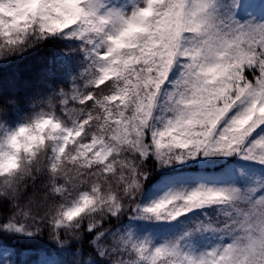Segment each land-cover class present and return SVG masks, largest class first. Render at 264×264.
<instances>
[{"label": "snow or ice", "instance_id": "6c2138e0", "mask_svg": "<svg viewBox=\"0 0 264 264\" xmlns=\"http://www.w3.org/2000/svg\"><path fill=\"white\" fill-rule=\"evenodd\" d=\"M49 39L64 84L0 91V234L72 264H264V172L231 169H264V0H0V62Z\"/></svg>", "mask_w": 264, "mask_h": 264}, {"label": "trees", "instance_id": "16d2710c", "mask_svg": "<svg viewBox=\"0 0 264 264\" xmlns=\"http://www.w3.org/2000/svg\"><path fill=\"white\" fill-rule=\"evenodd\" d=\"M66 47L65 41L49 39L21 57L0 62V91L5 96L23 98L46 91L47 82L63 85L67 69L61 65L72 67V61L61 51ZM23 115L24 112H21L8 126L15 127ZM161 177V172H154L149 182L154 185L161 181ZM0 249L9 254V264H72L70 253L58 249L46 236L25 238L0 234Z\"/></svg>", "mask_w": 264, "mask_h": 264}, {"label": "rangeland", "instance_id": "374dc122", "mask_svg": "<svg viewBox=\"0 0 264 264\" xmlns=\"http://www.w3.org/2000/svg\"><path fill=\"white\" fill-rule=\"evenodd\" d=\"M247 11H250L256 17H259L262 14L261 9H260L258 4L253 6V7L248 8ZM245 14H246L245 12H241L242 17L245 16ZM9 84H13V83L10 82ZM6 87H9V85H7ZM231 169L234 173H236L238 171H244L246 173H256V174L264 172V169L257 166L255 164V162L242 161V160L234 161L231 165ZM155 184H157V183H155ZM161 194H162V192H161ZM189 215H191V214H189ZM183 219L184 218L182 217L181 220H183ZM133 227H139L141 234H147L148 232H151V233L158 235V236H163L165 234L177 232L180 230V225L176 224L175 222L173 225H167V224L142 225V226L133 225Z\"/></svg>", "mask_w": 264, "mask_h": 264}]
</instances>
